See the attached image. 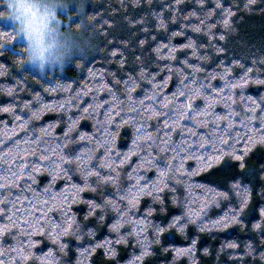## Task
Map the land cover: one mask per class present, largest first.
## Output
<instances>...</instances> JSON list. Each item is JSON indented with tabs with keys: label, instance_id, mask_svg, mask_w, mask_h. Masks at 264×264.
I'll use <instances>...</instances> for the list:
<instances>
[{
	"label": "trees",
	"instance_id": "obj_1",
	"mask_svg": "<svg viewBox=\"0 0 264 264\" xmlns=\"http://www.w3.org/2000/svg\"><path fill=\"white\" fill-rule=\"evenodd\" d=\"M73 2L43 77L0 18V264H264V0Z\"/></svg>",
	"mask_w": 264,
	"mask_h": 264
},
{
	"label": "clouds",
	"instance_id": "obj_2",
	"mask_svg": "<svg viewBox=\"0 0 264 264\" xmlns=\"http://www.w3.org/2000/svg\"><path fill=\"white\" fill-rule=\"evenodd\" d=\"M5 10L0 18L10 19L14 33L23 41L24 63L34 74L62 70L74 56L87 61L96 51L91 38L83 30L73 31L63 24L61 11H67L73 0H0ZM81 0L78 12L83 11ZM3 31V30H0Z\"/></svg>",
	"mask_w": 264,
	"mask_h": 264
},
{
	"label": "snow or ice",
	"instance_id": "obj_3",
	"mask_svg": "<svg viewBox=\"0 0 264 264\" xmlns=\"http://www.w3.org/2000/svg\"><path fill=\"white\" fill-rule=\"evenodd\" d=\"M252 2H253V0H249V5H250ZM225 12L227 13L228 16H231V15H232L230 9H225ZM229 24H230V22H229V20L226 18V19L224 20V27H225V28H228V27H229ZM8 32H11V31L9 30ZM222 38H223V37H222ZM249 71H251V70L249 69ZM247 74H248V73L246 72L245 75H247ZM221 79H223V77H222ZM246 83H247V81H246V80H243V78H241V83H239V84H233V85H231L230 87H242L243 84H246ZM260 83L264 84V81H260ZM225 87H229V85L225 84ZM219 91H223V88L219 89ZM37 95H38V94H37ZM129 99H131V97H129ZM249 99L252 100L251 97H249ZM252 103L255 105V104H256V101H255V100H252ZM43 107H44V106H41V109H38L37 112L43 110ZM188 107L190 108L191 105L189 104ZM3 110H4V111H8L9 109H8V108H4ZM251 111L254 112L255 109L253 108V109H251ZM37 112H33L32 115L38 118ZM16 119H17V120H22V118L19 117V116H17ZM255 119H257V117H256V116H252V117L249 118V121H251V120H255ZM259 119H260V130H258V131H259L260 134H259L257 137L249 136V138H248V146H251V145H253V144L257 143V142H259V143H264V115H261V117H260ZM0 143H2V141H0ZM133 143H135V141H133ZM221 143H225V142H224V141H221ZM201 147H203V145H201ZM233 154L235 155V151H233ZM213 158H214V157L209 156V157L207 158V161H204V160L202 159V160H201V163H202V164H210V162L213 160ZM215 159H219V157L217 156V157H215ZM236 159L242 161V160H243V156H242V155H236ZM241 167H243V163H241ZM21 170H23V168H22ZM11 175L13 176L14 179L17 178V177H16V173H11ZM160 175H161V176H164V175H166V173H165L163 170H161ZM0 186H2V185H0ZM157 191H159V189H158ZM137 194H139V190H138V193H137ZM65 199H66V198H65ZM133 200H135V197H133ZM130 202H131V201H130ZM242 206H243V205H242ZM20 211H21L20 209H13V210H12V215L14 216L17 212H20ZM24 211H26V210H24ZM261 213H262V215H264V209L261 210ZM28 216H32V213L29 212V213H28ZM39 219H43V217H40ZM232 219L234 220V217H233ZM9 220L11 221V217H9ZM221 221L223 222V226H224V227H227V226L232 222V220H230V219L228 218L227 215H225L224 217H222V218H221ZM221 221H217V222H214V223L219 224V223H221ZM24 224L27 225L28 228H32V229H33V232H35L36 228L33 227V224H32L31 222H29L28 220L25 219V220H24ZM54 227H55V226H54ZM113 227L116 228L117 226L114 225ZM256 227H260V225L258 224V225H256ZM161 230H162V229H161ZM7 231H9V229L7 228L6 225H0V235H2L4 232H7ZM40 231H41V232L43 231V228H42V227L40 228ZM25 234L27 235V233H25ZM193 243H194V242H193ZM30 247H31V246H29V249H30ZM176 251H177V253L179 254V253H181L182 251H185V250H182V249H176ZM18 254H19V256L21 257V259H28V257L24 255V250H23V249H21V250L19 251ZM262 256H264V253H262Z\"/></svg>",
	"mask_w": 264,
	"mask_h": 264
},
{
	"label": "rangeland",
	"instance_id": "obj_4",
	"mask_svg": "<svg viewBox=\"0 0 264 264\" xmlns=\"http://www.w3.org/2000/svg\"><path fill=\"white\" fill-rule=\"evenodd\" d=\"M74 4H75V3L73 2V3L70 5V7L68 8L67 11H61V13H60V15L62 16L63 24L66 26L67 29H70V21H71V17L69 16V13H68V12H69V10H70L71 8H73V6L75 7ZM3 20H4L5 23H7V24H9V25H11V26L14 27V24H13V22H12L10 19H6V18H4ZM17 40L23 42L22 39L19 38V37H17Z\"/></svg>",
	"mask_w": 264,
	"mask_h": 264
}]
</instances>
